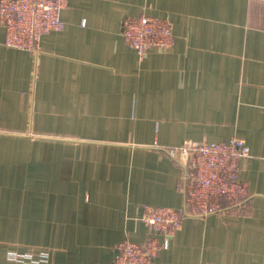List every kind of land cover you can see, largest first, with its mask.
<instances>
[{
	"label": "crops",
	"instance_id": "crops-1",
	"mask_svg": "<svg viewBox=\"0 0 264 264\" xmlns=\"http://www.w3.org/2000/svg\"><path fill=\"white\" fill-rule=\"evenodd\" d=\"M143 14L174 42L139 59L121 27ZM61 20L37 55L0 25V264H113L147 242L143 206H181L168 149L232 137L249 199L184 219L152 264H264V0H68Z\"/></svg>",
	"mask_w": 264,
	"mask_h": 264
},
{
	"label": "built area",
	"instance_id": "built-area-1",
	"mask_svg": "<svg viewBox=\"0 0 264 264\" xmlns=\"http://www.w3.org/2000/svg\"><path fill=\"white\" fill-rule=\"evenodd\" d=\"M67 1L0 0L4 45L37 55L42 36L63 28L61 11ZM121 36L139 59L151 49L170 48L174 42L168 19L144 14L123 21ZM168 153L182 167L181 206L175 209L143 206L140 219L150 234L147 242L121 241L116 246L113 264H152L184 219L238 210L250 197L246 184L238 178L239 161L250 155L241 140L232 137L216 143H187L168 149ZM9 258L22 263L14 254ZM49 258L48 250H40L29 264H50Z\"/></svg>",
	"mask_w": 264,
	"mask_h": 264
}]
</instances>
